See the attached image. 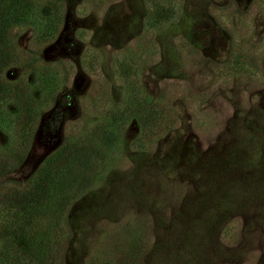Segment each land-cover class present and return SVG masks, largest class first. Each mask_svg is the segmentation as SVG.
I'll return each mask as SVG.
<instances>
[{"label":"rangeland","instance_id":"obj_1","mask_svg":"<svg viewBox=\"0 0 264 264\" xmlns=\"http://www.w3.org/2000/svg\"><path fill=\"white\" fill-rule=\"evenodd\" d=\"M20 1L14 23L0 0L1 74L53 76L27 140L0 136V210L38 169L71 177L70 158L45 164L65 144L96 157L88 182L46 200L42 183L24 209L61 217L44 264H264V0ZM136 99L147 123L90 141ZM22 108L5 105L15 126Z\"/></svg>","mask_w":264,"mask_h":264},{"label":"trees","instance_id":"obj_2","mask_svg":"<svg viewBox=\"0 0 264 264\" xmlns=\"http://www.w3.org/2000/svg\"><path fill=\"white\" fill-rule=\"evenodd\" d=\"M19 5H22V1L9 0L8 4L4 6V13L8 14L7 18L13 19L14 23H20L21 21L19 19L23 18L20 12L16 13V8ZM7 18L3 20L5 21ZM49 22L50 20H48ZM46 29L53 30L50 25L48 27L46 26ZM6 31L7 27L4 25L0 27V45L6 43L4 38ZM50 33L47 31L45 35ZM5 60L7 59H1L0 57V136L9 138L12 136V133L14 134L16 132L15 134H17L18 138L22 136L26 141L31 133L32 128L30 129V126L32 125L33 118L39 109L38 106L30 109V103L34 99L39 98L38 105H46L47 99L45 94L47 93L43 92L40 87L44 84L49 88L51 81L48 80L52 78L53 74L49 72L45 73L43 70L40 72L36 70V79L34 78L36 82L15 83L7 78L5 79L1 74V67L3 66L1 62ZM16 85L20 87L17 88ZM9 101L18 102L23 107L24 120L19 126H15L13 123L14 117L11 114V112H18L19 109L15 108L11 112L5 110V105ZM140 104H143V102L136 99L135 101H130L123 107H114L113 111L115 112H110V115L102 123L96 126L94 125L93 131L90 132V141L95 142L96 145L99 140L100 142H105L107 140L106 138L110 137L111 140L109 143H113V145L117 144L119 124L121 125L127 116L133 115L138 125L147 123L148 121L145 122V118L141 120L140 112L137 113L136 111ZM23 143V140H21V144ZM66 153L69 154L67 155ZM62 155L65 160L70 158L67 166L72 171L71 177H65L63 175L66 168H58V173L56 172L55 175H52V170L49 166H45L40 170L38 169L39 175L36 176V186L34 185L32 192L29 193L25 189L22 191L24 201L16 206L0 210V264H44V261L47 259L54 238L53 232H58L61 229V217H59V214L53 217L52 213H49L48 217H42L39 213L35 212H33L35 215L31 216V213L24 212V209L29 208L30 211L35 210L36 205L40 203L39 199L41 195L39 191H43L42 183L46 187L43 197L45 200L50 199V193L54 194L55 191L59 192L60 187L64 186V184L75 185L76 180H79L78 182L80 183L88 182L91 171L93 173L94 167H96V157L94 155L86 156L82 150L78 151L77 147L72 145V143L70 145L65 144L59 151L51 155L50 159H46L47 162L45 164L48 165L50 160L53 162L55 159L62 158ZM63 192H65L64 189L59 194L61 195ZM11 205H13L12 202ZM56 211L57 209L53 213L56 214Z\"/></svg>","mask_w":264,"mask_h":264}]
</instances>
